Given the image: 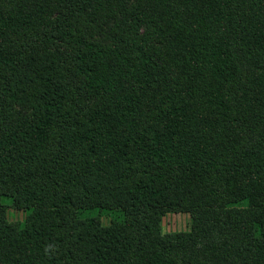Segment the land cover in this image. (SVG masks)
Returning a JSON list of instances; mask_svg holds the SVG:
<instances>
[{"label":"trees","instance_id":"16d2710c","mask_svg":"<svg viewBox=\"0 0 264 264\" xmlns=\"http://www.w3.org/2000/svg\"><path fill=\"white\" fill-rule=\"evenodd\" d=\"M176 212L190 230L160 235ZM261 247L264 0H0V264H256Z\"/></svg>","mask_w":264,"mask_h":264},{"label":"rangeland","instance_id":"374dc122","mask_svg":"<svg viewBox=\"0 0 264 264\" xmlns=\"http://www.w3.org/2000/svg\"><path fill=\"white\" fill-rule=\"evenodd\" d=\"M93 41L103 46H105L106 44H110L105 32L95 34L93 37ZM3 204L5 206H8L6 208V219L8 222L18 224L23 220L24 213L22 211H17L12 206H9L8 201H3ZM247 214L248 213L245 212V210H232L231 212H228L229 228L233 231H246V229L250 227L251 223ZM99 222L101 223V225H107L110 222V218L105 215L100 216ZM190 225L191 223L189 214L176 212L173 214H168L161 219V222L158 225V231L162 236L188 232L190 230ZM261 249L264 250L263 247H261ZM258 253L259 254H256L255 256L256 264H262L264 263L262 252L259 251Z\"/></svg>","mask_w":264,"mask_h":264}]
</instances>
